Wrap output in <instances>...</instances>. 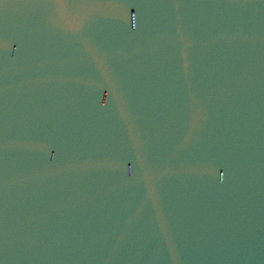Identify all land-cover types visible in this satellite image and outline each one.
<instances>
[{
  "label": "water",
  "instance_id": "water-1",
  "mask_svg": "<svg viewBox=\"0 0 264 264\" xmlns=\"http://www.w3.org/2000/svg\"><path fill=\"white\" fill-rule=\"evenodd\" d=\"M0 0V264H264V0Z\"/></svg>",
  "mask_w": 264,
  "mask_h": 264
},
{
  "label": "snow or ice",
  "instance_id": "snow-or-ice-1",
  "mask_svg": "<svg viewBox=\"0 0 264 264\" xmlns=\"http://www.w3.org/2000/svg\"><path fill=\"white\" fill-rule=\"evenodd\" d=\"M55 3L58 7H63L64 9L67 10V23L69 25H74L77 21V17L73 13V8H74V3L75 0H55Z\"/></svg>",
  "mask_w": 264,
  "mask_h": 264
}]
</instances>
